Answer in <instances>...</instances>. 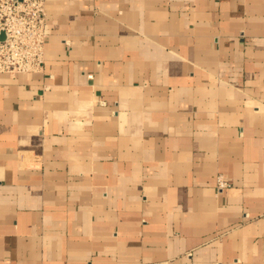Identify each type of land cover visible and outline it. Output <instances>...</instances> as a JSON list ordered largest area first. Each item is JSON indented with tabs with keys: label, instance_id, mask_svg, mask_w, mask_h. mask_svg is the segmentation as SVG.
Wrapping results in <instances>:
<instances>
[{
	"label": "crops",
	"instance_id": "obj_1",
	"mask_svg": "<svg viewBox=\"0 0 264 264\" xmlns=\"http://www.w3.org/2000/svg\"><path fill=\"white\" fill-rule=\"evenodd\" d=\"M45 10L0 74V264H264V0Z\"/></svg>",
	"mask_w": 264,
	"mask_h": 264
},
{
	"label": "built area",
	"instance_id": "obj_2",
	"mask_svg": "<svg viewBox=\"0 0 264 264\" xmlns=\"http://www.w3.org/2000/svg\"><path fill=\"white\" fill-rule=\"evenodd\" d=\"M45 0H0V74L39 73L43 68ZM218 189L228 183L216 178Z\"/></svg>",
	"mask_w": 264,
	"mask_h": 264
},
{
	"label": "water",
	"instance_id": "obj_3",
	"mask_svg": "<svg viewBox=\"0 0 264 264\" xmlns=\"http://www.w3.org/2000/svg\"><path fill=\"white\" fill-rule=\"evenodd\" d=\"M3 38V36H0V39H2Z\"/></svg>",
	"mask_w": 264,
	"mask_h": 264
}]
</instances>
